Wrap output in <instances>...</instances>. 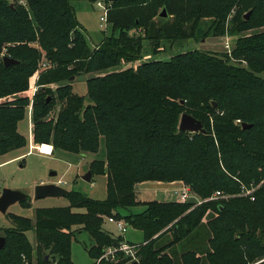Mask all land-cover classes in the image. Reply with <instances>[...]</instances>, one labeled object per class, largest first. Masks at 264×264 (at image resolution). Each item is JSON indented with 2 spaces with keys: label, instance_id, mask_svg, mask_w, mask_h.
I'll return each mask as SVG.
<instances>
[{
  "label": "trees",
  "instance_id": "trees-1",
  "mask_svg": "<svg viewBox=\"0 0 264 264\" xmlns=\"http://www.w3.org/2000/svg\"><path fill=\"white\" fill-rule=\"evenodd\" d=\"M23 1L0 0V98H13L0 103V153L25 144L16 123L28 100L17 94L27 89L45 59L47 67L36 78L42 86L32 99V139L49 143L52 150L84 154L95 153L102 137L105 160L92 159L88 170L105 175L106 196L96 200L69 191L64 195L69 206L35 208L33 222L8 213L11 226L0 228V264H32L33 253L34 264H73V225L93 240L87 252L95 261L117 241L101 228L107 216L142 232L131 264H249L261 259L264 31L241 32L264 24V0H102L111 32L93 49L87 47L70 0ZM161 7L166 18L157 16ZM202 19L209 20L206 35H236L227 55L187 51L86 78L89 101L84 105L71 92L70 76L136 60L141 39L155 52L160 39L190 38ZM136 27L143 37L128 34ZM3 55L17 62L4 66ZM46 83L58 85L51 92ZM55 101L61 106L51 124L46 116ZM182 112L198 119L203 132L177 130ZM235 119L250 126L242 129ZM146 180L181 181L199 199L215 190L230 196L200 203L135 200L134 183ZM255 186L252 199L239 195L242 188ZM135 205L142 209L130 211ZM166 233L169 241L157 243Z\"/></svg>",
  "mask_w": 264,
  "mask_h": 264
},
{
  "label": "rangeland",
  "instance_id": "rangeland-1",
  "mask_svg": "<svg viewBox=\"0 0 264 264\" xmlns=\"http://www.w3.org/2000/svg\"><path fill=\"white\" fill-rule=\"evenodd\" d=\"M7 1L11 2L12 0ZM96 2H100L102 6H104L102 0H70V5L73 9L75 19L79 25V28L85 36L88 49H93L95 45L98 44L104 37V35L107 36L111 32L109 23L103 22L99 19L100 16H103V7L97 6ZM208 24V19L200 20L198 28L196 29L194 35L190 38L175 39L172 41L169 39H160L158 49L155 52H152L150 50L148 40L141 39L140 55L136 60L130 62H120L116 66L100 71L76 74L74 77H72V79H68V82L71 85V92L82 97V103L84 105L89 101L85 96L86 78L107 74L112 70H118L126 67H135L136 64L141 62L152 60L165 61L175 54L187 51H206L215 55H218L220 53H225L227 55L226 49H231L234 44V40L236 39V35L227 33L223 34L222 36H211L210 34L206 35L204 34V32L206 31ZM262 31H264V24L248 28L245 31H242L241 35H248ZM129 33L134 35L135 37H143V35L141 34V29L139 27L133 29L130 28V30H128V34ZM225 42H227L226 44H228L227 48L225 47ZM39 71L40 69L35 70L34 73L29 77L27 89L17 94L19 96L26 97L28 100L23 118L18 120L16 123V131L24 138L25 144L21 147L11 148L3 153H0V191L4 187L18 189L27 195L26 201L23 204L15 202L7 207L5 213H0V228L11 226V222L8 218V213H14L24 217H29V219L31 220L33 219L34 209L37 207L44 208L69 206V200L66 196L33 199V187L38 183H56V181L59 180V185L67 190V192L76 191L82 195L96 200H102L106 196V177L104 174L92 175L91 173L89 182H85L81 179V176L84 175L86 171H88V164L92 159L101 161L105 160V148L102 137L99 139L98 149L95 153H72L60 148H55L54 150H52L50 155H41L34 150H28V144L30 140L32 145L35 144L32 139L31 132V113L33 95L40 88V86H42L36 83V78ZM57 85V83H46L43 86L53 92ZM12 99L13 98L11 96L0 98V103L10 101ZM60 106V102L55 101V103L48 111L46 120H50L51 124L54 123ZM178 120L179 117L177 118V124ZM235 120L238 122H235ZM235 120L234 123L239 125V119ZM50 172H54V175H49ZM140 182H136L133 185L135 200L138 201H141L138 199L141 196H139L137 189V184ZM149 197L150 196H146L147 200H152ZM157 198H159V196H157ZM176 199H178V197H176ZM188 200L196 202L197 200L201 199H199L198 197L190 196ZM129 209L132 212H139L142 207L141 205H135L133 207H130ZM81 210L82 209L80 208H71V211L74 212H81ZM118 211H120V213L122 214L126 212V210H124L123 208H118ZM204 221L205 220H203V222ZM101 228L110 237L116 238L117 240L119 239L120 241L123 240L128 244H138L143 239L142 232L129 225H126L125 232L122 236H120L114 224L109 223L106 220V217H104L102 220ZM71 229L72 234L70 237L69 252L72 263L90 264L92 262H96V259L98 261L102 251L96 257L95 261L93 258H91L90 255H88L87 251L94 244V242L87 234V232L79 228L78 225H73ZM25 235L31 246H33L34 238L32 230L26 231ZM169 239L170 235L166 233L157 241V243L163 244L168 242ZM261 242L264 244V234L261 236ZM204 247L206 246L204 245ZM135 250L136 248H132L131 252H129L128 254L118 253L115 255L113 260H108V255H105L107 258H103L97 263L131 264L132 261H136L137 259ZM263 258L264 256L261 259ZM32 259V264H34V253ZM261 259H257L249 264H254Z\"/></svg>",
  "mask_w": 264,
  "mask_h": 264
},
{
  "label": "water",
  "instance_id": "water-1",
  "mask_svg": "<svg viewBox=\"0 0 264 264\" xmlns=\"http://www.w3.org/2000/svg\"><path fill=\"white\" fill-rule=\"evenodd\" d=\"M109 2H112L114 0H107ZM11 6V3L9 4ZM249 12H246L243 15V18H247ZM158 17L166 18L167 14L165 12L164 7H161L159 12L157 13ZM2 64L4 66L16 63L17 61L15 59L10 58L7 55H3L1 57ZM72 79V76L69 77V80ZM212 105H215V102L212 101ZM250 124H246L244 122L240 123V127L246 128L249 127ZM177 130L179 131H186V132H203V128L201 125V122L191 116L190 114L186 112H182L179 116L178 124H177ZM49 175H54V172H50ZM90 171H86L84 175L81 176V179L85 182L90 181ZM67 193V190L62 188L60 185L55 183H38L35 184L33 187V199L43 198V197H58V196H64ZM26 194L18 189H11V188H2L0 191V213H5L7 207L15 202H20L26 199ZM4 244V237L0 236V248L3 247ZM44 258H46L44 256Z\"/></svg>",
  "mask_w": 264,
  "mask_h": 264
},
{
  "label": "built area",
  "instance_id": "built-area-1",
  "mask_svg": "<svg viewBox=\"0 0 264 264\" xmlns=\"http://www.w3.org/2000/svg\"><path fill=\"white\" fill-rule=\"evenodd\" d=\"M17 3L20 4H24L23 0H17ZM97 6L103 7V16H100L99 19L103 22H106L105 20V6H102V4L100 2H96ZM105 27V24H104ZM226 41V40H225ZM227 42H225V47L227 48L228 44H226ZM226 53H229V49H226ZM2 55V53H1ZM47 67V62L45 61V59H42L40 64H39V68L40 69H45ZM235 122H238L235 120ZM28 150L31 151H36L38 154L41 155H50L52 152V147L49 143H35L34 145L31 144V140L29 141L28 144ZM60 181L57 180L55 184L59 185ZM256 187H251V188H242L241 192L239 193V195H247L249 196L250 199H252L251 193L252 191L255 189ZM177 194L178 199H176V201L179 202H183L185 200H187L191 195L189 192V188L184 185L181 184L180 188L178 190L175 191ZM230 195L228 194H224L218 190H215L213 193H211L208 197L201 199V200H197L196 203H200L201 201H207V200H214V199H218V198H224L226 199L227 197H229ZM106 220L109 223L114 224L117 232L119 233L120 236L123 235V233L126 230V223L119 218H114L113 216H107ZM122 240V239H121ZM138 244H128L125 241H120L119 239L117 241H115L113 244H110L108 246H105L102 249L101 252V256L98 259L101 260L103 258H107L105 255H108L109 259L108 260H113V258L115 257L116 254L118 253H125L128 254L129 252H131L132 248H137ZM103 253V254H102ZM97 259L95 264H97ZM26 264V263H25ZM51 264H56L55 261H52Z\"/></svg>",
  "mask_w": 264,
  "mask_h": 264
},
{
  "label": "crops",
  "instance_id": "crops-1",
  "mask_svg": "<svg viewBox=\"0 0 264 264\" xmlns=\"http://www.w3.org/2000/svg\"><path fill=\"white\" fill-rule=\"evenodd\" d=\"M181 184H183L181 181H171V182L143 181L137 184L138 194L139 196H141L140 198H138L137 196V198L143 201V200H147L146 196H150L149 197L150 199H155L158 201H168V200L176 201L177 194L175 191L180 188ZM157 196H159V198H157ZM33 219H34V213H33ZM33 219H31L32 222H33ZM33 238H34V234H33ZM34 245H35V242L33 246ZM261 263H264V258L257 261L254 264H261Z\"/></svg>",
  "mask_w": 264,
  "mask_h": 264
}]
</instances>
